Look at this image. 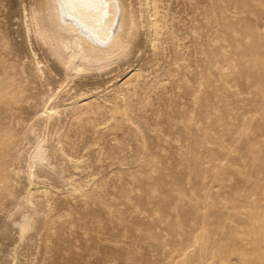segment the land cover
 Wrapping results in <instances>:
<instances>
[{
    "label": "rangeland",
    "instance_id": "374dc122",
    "mask_svg": "<svg viewBox=\"0 0 264 264\" xmlns=\"http://www.w3.org/2000/svg\"><path fill=\"white\" fill-rule=\"evenodd\" d=\"M36 1L0 0V264H264V0H131L77 70Z\"/></svg>",
    "mask_w": 264,
    "mask_h": 264
},
{
    "label": "bare ground",
    "instance_id": "6f19581e",
    "mask_svg": "<svg viewBox=\"0 0 264 264\" xmlns=\"http://www.w3.org/2000/svg\"><path fill=\"white\" fill-rule=\"evenodd\" d=\"M31 11L34 36L47 44L52 55L71 70H77L84 63L102 66L122 55L138 27V19L142 18L141 10H136L131 0H37ZM39 149L30 158L28 167L29 176L36 179L39 175L33 170L32 161L39 156ZM55 152L62 153L61 147H56ZM77 183L69 188L81 192L82 186ZM36 187L45 192V185ZM22 227L24 231L26 227Z\"/></svg>",
    "mask_w": 264,
    "mask_h": 264
}]
</instances>
